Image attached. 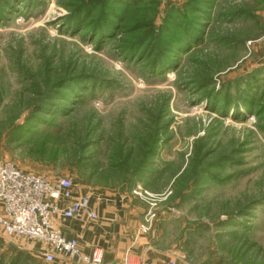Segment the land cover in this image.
<instances>
[{"label": "rangeland", "instance_id": "374dc122", "mask_svg": "<svg viewBox=\"0 0 264 264\" xmlns=\"http://www.w3.org/2000/svg\"><path fill=\"white\" fill-rule=\"evenodd\" d=\"M0 161L137 203L183 264H264V0H0Z\"/></svg>", "mask_w": 264, "mask_h": 264}, {"label": "built area", "instance_id": "2783aa9c", "mask_svg": "<svg viewBox=\"0 0 264 264\" xmlns=\"http://www.w3.org/2000/svg\"><path fill=\"white\" fill-rule=\"evenodd\" d=\"M92 197L76 192L71 177H47L0 161V236L43 244L44 250L32 252L46 264H111L99 249L85 253L79 239L66 238L56 223L98 221ZM124 264H131L128 258Z\"/></svg>", "mask_w": 264, "mask_h": 264}, {"label": "crops", "instance_id": "0c3cea01", "mask_svg": "<svg viewBox=\"0 0 264 264\" xmlns=\"http://www.w3.org/2000/svg\"><path fill=\"white\" fill-rule=\"evenodd\" d=\"M91 194V207L98 215V221L87 217L56 221L66 238L79 239L85 253L99 249L104 262L111 264H124L127 258L131 264H183L174 251L154 244L153 237L146 234L137 203L119 201L105 194ZM45 247L34 242L30 249L40 252Z\"/></svg>", "mask_w": 264, "mask_h": 264}, {"label": "trees", "instance_id": "16d2710c", "mask_svg": "<svg viewBox=\"0 0 264 264\" xmlns=\"http://www.w3.org/2000/svg\"><path fill=\"white\" fill-rule=\"evenodd\" d=\"M30 254L25 251H17V257L14 260V264H26L27 261L33 257Z\"/></svg>", "mask_w": 264, "mask_h": 264}]
</instances>
